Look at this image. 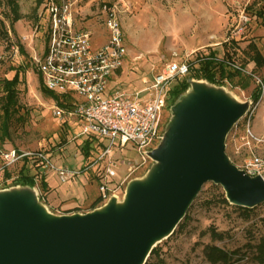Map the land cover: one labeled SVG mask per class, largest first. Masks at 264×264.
<instances>
[{
	"label": "rangeland",
	"instance_id": "rangeland-1",
	"mask_svg": "<svg viewBox=\"0 0 264 264\" xmlns=\"http://www.w3.org/2000/svg\"><path fill=\"white\" fill-rule=\"evenodd\" d=\"M74 2L75 27L91 34L94 47L105 41L104 7L116 14L124 35L126 57L120 73L113 77V90L127 95L139 94L141 99L145 98L144 89L171 62L190 64L210 52L219 59L227 54L242 72L224 81L220 88L235 102L249 108L226 136V156L236 167L252 155L264 159V66L257 67L252 61V48L264 60V0ZM46 5L47 0H0V151L41 152L55 168H67L79 174L62 183L53 170L39 171L38 164L30 158L10 167H5L0 159V192L29 187L19 185L17 179L22 174L33 178L34 185L30 188L50 214H85L102 206L101 202L94 204L99 196L97 176L101 165H88L99 150L90 143V158L84 160L85 143L77 137L80 130L71 118L56 117L55 107L61 105L40 91L33 58L48 43ZM16 71H20L19 82L13 87L15 98L9 105L10 88L6 80H11ZM195 82L208 84L192 79L190 73L170 86V92L183 85L186 90L175 98L170 94L159 128L160 139L153 149L159 145L170 122L171 108ZM255 92L258 97L253 104L251 96ZM113 151L116 177L110 194L121 204L130 182L144 180L154 162L149 157L139 158L129 145ZM42 179L47 189H41ZM223 199L225 194L220 186L205 183L187 210L183 226L156 246L160 256L147 259V264H209L204 252L206 246L239 251L236 257L240 259L232 264H257L252 259L253 247L264 236V203L244 213ZM212 229L222 238H212Z\"/></svg>",
	"mask_w": 264,
	"mask_h": 264
},
{
	"label": "water",
	"instance_id": "water-1",
	"mask_svg": "<svg viewBox=\"0 0 264 264\" xmlns=\"http://www.w3.org/2000/svg\"><path fill=\"white\" fill-rule=\"evenodd\" d=\"M249 106L220 87L195 82L171 108V119L144 180L85 214L52 215L30 187L0 192V264H145L186 216L205 183L226 201L253 209L264 182L231 163L225 139Z\"/></svg>",
	"mask_w": 264,
	"mask_h": 264
},
{
	"label": "built area",
	"instance_id": "built-area-1",
	"mask_svg": "<svg viewBox=\"0 0 264 264\" xmlns=\"http://www.w3.org/2000/svg\"><path fill=\"white\" fill-rule=\"evenodd\" d=\"M74 4V0H47L48 43L41 54L34 56L33 62L42 87L66 99H61L65 107H55L56 117L77 120L79 136L93 138L101 144L96 158H90L88 165H101L97 176L98 198L103 205L111 197L110 186L116 177L113 150L129 145L139 158L148 157L160 139L159 128L169 106L170 86L189 75L190 64L187 61L167 64L144 89L145 98L141 99L139 94L127 95L116 88L108 94L110 80L122 69L126 57L120 22L113 9L104 7L106 37L100 46L94 47L91 34L75 27ZM243 20L248 21L246 17ZM23 158L38 164L39 171L53 170L62 183L79 174L67 168H55L41 152L0 151L5 167ZM237 168L264 182V159L252 155Z\"/></svg>",
	"mask_w": 264,
	"mask_h": 264
},
{
	"label": "trees",
	"instance_id": "trees-1",
	"mask_svg": "<svg viewBox=\"0 0 264 264\" xmlns=\"http://www.w3.org/2000/svg\"><path fill=\"white\" fill-rule=\"evenodd\" d=\"M260 16L262 15L260 14ZM252 49H253L252 61L254 62L255 66L257 67L264 66V60L262 56L260 55V53L254 48ZM241 72L242 70L239 67H237L233 62H231V58H229L227 54H225L224 58L219 59L212 52L208 53L207 55H201L200 57H197L193 62L190 63V70H189V74L191 73L192 79L204 80L207 83L211 85H215L217 87L223 86L224 81L231 80V78H234L236 75L240 74ZM19 77H20V71H16L11 80H6L7 86L8 88H10L9 89L10 94L8 95L9 105L10 103L14 102L15 96L13 92L14 91L13 87L16 84H18ZM39 81H40V78H39ZM39 83H40V91L43 95L55 100L59 105H61V107H65L64 104H61V102L59 103V99L66 100L64 96H59L50 91H47L46 89L42 87L41 81ZM178 87L179 86L175 87L170 92L172 98H175L177 94L186 90V85H183L180 88ZM257 97H258V94L256 92L252 94L251 100L253 104L256 103ZM84 143L85 144L82 148V151H83L82 156H83V159L85 160L87 158H90V149L92 148L90 147L89 141H84ZM17 180L19 182V185H22V186L32 187L34 185L33 178L29 176H24L20 174ZM40 184H41L42 190L48 188L44 179H42ZM99 202H100V199L98 198L94 204L96 205ZM223 202L228 203L225 199H223ZM236 208L244 213H249L251 211V209L240 208V207H236ZM186 219H187V216H185L182 221H186ZM181 223L178 225V228L183 226ZM210 236L212 238H217V239L222 238V235L215 232L213 229L210 230ZM253 250H254V253H253L252 259L257 264H264V236L259 239L257 244H255V246L253 247ZM159 251L160 250H158V248H154L151 251L148 259L159 258L160 256ZM204 252H205L206 260L209 262V264H232L233 262L238 261L240 259L239 256L236 257L239 251L227 252L215 246H206L204 248ZM145 264H147V261Z\"/></svg>",
	"mask_w": 264,
	"mask_h": 264
},
{
	"label": "crops",
	"instance_id": "crops-1",
	"mask_svg": "<svg viewBox=\"0 0 264 264\" xmlns=\"http://www.w3.org/2000/svg\"><path fill=\"white\" fill-rule=\"evenodd\" d=\"M121 71V70H120ZM120 71L114 76V77H116L119 73H120ZM108 94H112L113 93V77L111 78V80H110V83H109V86H108V92H107ZM73 123H75V125L78 127V129L80 130V124H79V122L77 121V120H74V119H72L71 120ZM80 133V132H79ZM79 133L77 134V137H79V138H82L83 139V141H89L90 143H93V144H95V147L96 148H99L100 147V143H98V141H96V140H94L93 138H90V137H83V136H79ZM93 149H95V148H93ZM47 184V183H46ZM98 199V198H97Z\"/></svg>",
	"mask_w": 264,
	"mask_h": 264
},
{
	"label": "bare ground",
	"instance_id": "bare-ground-1",
	"mask_svg": "<svg viewBox=\"0 0 264 264\" xmlns=\"http://www.w3.org/2000/svg\"><path fill=\"white\" fill-rule=\"evenodd\" d=\"M190 90V89H189ZM49 212V211H48Z\"/></svg>",
	"mask_w": 264,
	"mask_h": 264
}]
</instances>
